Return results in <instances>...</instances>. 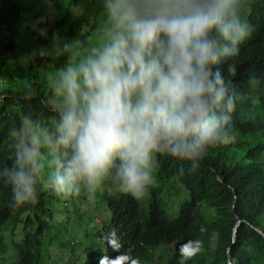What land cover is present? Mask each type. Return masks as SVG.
<instances>
[{
  "label": "clouds",
  "instance_id": "clouds-1",
  "mask_svg": "<svg viewBox=\"0 0 264 264\" xmlns=\"http://www.w3.org/2000/svg\"><path fill=\"white\" fill-rule=\"evenodd\" d=\"M243 3L101 0L102 23L78 52L67 40L36 49L46 64L64 63L47 80L51 118L29 111L9 129L13 157L0 182L12 206L36 202L43 190L91 197L109 180L139 201L158 155L195 170L210 147L234 143L244 95L221 64L251 35ZM227 70L235 71L231 63ZM200 247L193 239L179 251L190 257Z\"/></svg>",
  "mask_w": 264,
  "mask_h": 264
},
{
  "label": "trees",
  "instance_id": "trees-1",
  "mask_svg": "<svg viewBox=\"0 0 264 264\" xmlns=\"http://www.w3.org/2000/svg\"><path fill=\"white\" fill-rule=\"evenodd\" d=\"M243 8L248 10L242 14L252 25L251 35L237 56L221 64L226 78L244 95L233 113L236 141L210 147L195 170L186 162L158 155L147 202L118 191L117 196L109 195L106 203L112 219L105 235V264H229V257L232 264H264V0H244ZM42 13L45 19L39 22ZM101 14V0H0V85H5L0 88V167L11 163L8 133L23 114L52 116L44 107L48 89L41 69L45 60L31 61V53L52 41H70L72 48L84 46ZM28 25H37V31L30 35ZM19 38L33 43L29 51L18 47ZM54 59L56 67H50L49 73L64 63V57ZM229 63L234 72L227 70ZM49 73L45 71V77ZM253 74L259 78L257 83H249ZM106 185L114 193L110 180ZM179 186L189 197L173 219L162 196L167 188L178 193ZM56 198L43 190L36 202L13 207L10 186L0 182V257L14 252L12 264H63V256L54 259L57 250L46 242L53 237L49 225L55 212L50 207ZM236 217L242 223L234 240ZM20 228L23 238L17 239ZM8 236L13 248L6 243ZM193 239L201 241L200 250L183 256L180 245ZM72 246H60V253L68 249L65 256L80 258L71 254ZM85 251L84 259L91 255Z\"/></svg>",
  "mask_w": 264,
  "mask_h": 264
},
{
  "label": "rangeland",
  "instance_id": "rangeland-1",
  "mask_svg": "<svg viewBox=\"0 0 264 264\" xmlns=\"http://www.w3.org/2000/svg\"><path fill=\"white\" fill-rule=\"evenodd\" d=\"M242 12L247 15V8H243ZM50 13V12H49ZM48 13V14H49ZM80 12H76L79 14ZM52 15V14H51ZM51 15L49 17H51ZM104 13L101 14L100 20L98 22V26L102 23ZM45 19V13H42L39 22H43ZM52 20L50 19L48 23L51 25ZM30 29V35L34 34L38 28L37 25H28ZM25 32V31H24ZM86 33H89V29L86 30ZM93 35L95 32H90ZM90 35V36H91ZM89 36V37H90ZM33 36L32 38H34ZM18 47L22 48L25 51L30 50V46L33 45L31 42H27L19 38L17 40ZM81 46L72 48L73 52H78ZM36 49L31 53L30 60L35 61V59L40 58L39 56L34 55ZM55 61V59H53ZM52 60L51 63L42 64L41 73L45 78V81L48 80L47 76L45 77V71L49 73L50 67H56V63ZM24 65H28V61L24 60ZM37 65V64H35ZM49 66V67H48ZM27 67L25 68V70ZM55 72V71H54ZM53 74L51 71L48 75ZM5 85H0V88H4ZM45 89L47 88V83L44 85ZM117 190H114V193L111 189H108L106 183L102 187L101 190L96 192L94 195L89 197L87 193L82 192L80 195L76 197H70L67 199H61L58 197L51 203V210L55 212V218L53 222L49 225V232L53 237H49L46 242L49 244L51 248H55L57 252L53 254L54 259H59L60 256H63L64 261L63 264H70V261L74 259L73 264H105L104 259V250L106 249L105 243V235L107 233V227L111 223L112 213L106 203V198L112 194L115 196ZM49 197L51 192L48 191ZM113 195V196H114ZM189 197L188 192L183 188V186L178 187V193L174 189L167 188L164 191V195L162 199L164 200L165 210L172 218H177L180 212V204L187 200ZM145 201L147 202L146 195L144 196ZM17 239L23 238L22 228H20ZM10 238L8 236V240H6L9 248H13L11 242H9ZM74 245L70 248L69 251H72L71 254L78 255L80 258H76L73 255L65 253H60V246L65 247V245ZM103 248V249H102ZM85 250H89L91 255L84 259ZM100 251H102L103 256ZM15 259V253L10 252L6 257H0V264H12ZM49 260L48 257H46ZM53 264V262H51Z\"/></svg>",
  "mask_w": 264,
  "mask_h": 264
},
{
  "label": "water",
  "instance_id": "water-1",
  "mask_svg": "<svg viewBox=\"0 0 264 264\" xmlns=\"http://www.w3.org/2000/svg\"><path fill=\"white\" fill-rule=\"evenodd\" d=\"M215 173H216V175H217V179H218L219 181L222 182V180H221V175H220L218 172H216V171H215ZM236 218H237V220H238V223H237L236 228H235V230H234V240L236 239V233H237V231H238V227H239V226L241 225V223H242V221L240 220V218H238V217H236ZM229 264H232L231 257H229Z\"/></svg>",
  "mask_w": 264,
  "mask_h": 264
},
{
  "label": "bare ground",
  "instance_id": "bare-ground-1",
  "mask_svg": "<svg viewBox=\"0 0 264 264\" xmlns=\"http://www.w3.org/2000/svg\"><path fill=\"white\" fill-rule=\"evenodd\" d=\"M31 4V3H30Z\"/></svg>",
  "mask_w": 264,
  "mask_h": 264
}]
</instances>
